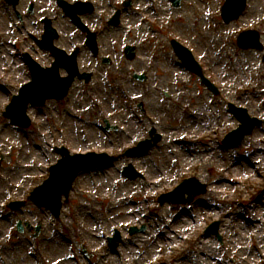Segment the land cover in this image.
Returning a JSON list of instances; mask_svg holds the SVG:
<instances>
[{"label":"rangeland","instance_id":"rangeland-1","mask_svg":"<svg viewBox=\"0 0 264 264\" xmlns=\"http://www.w3.org/2000/svg\"><path fill=\"white\" fill-rule=\"evenodd\" d=\"M33 2L36 10L20 25L0 0V264H264V0H248L230 24L221 17L225 0H183L179 8L171 0H132L121 25L101 31L102 56L112 63H91L83 51L81 70L94 72L91 82L76 80L64 102L30 106L31 126L20 129L3 112L31 80L22 54L42 65L51 61L39 43L41 19H54L61 47L80 46L83 38L54 1ZM102 2L109 12L107 3L121 4ZM244 30L259 33L260 49L238 47ZM173 39L193 52L219 95L184 68ZM127 44L136 47L133 60L125 57ZM134 72L147 79L135 80ZM229 103L261 120L232 147L224 139L240 123ZM106 120L117 131H106ZM151 131L162 136L153 149L125 156ZM62 146L116 159L79 176L59 219L28 201L11 210V202L25 201L48 178L60 159L55 147ZM130 163L141 177L122 173ZM191 177L207 185L205 194L188 204H159ZM213 225L221 239L206 233ZM115 231L123 240L114 251L108 238Z\"/></svg>","mask_w":264,"mask_h":264},{"label":"water","instance_id":"water-1","mask_svg":"<svg viewBox=\"0 0 264 264\" xmlns=\"http://www.w3.org/2000/svg\"><path fill=\"white\" fill-rule=\"evenodd\" d=\"M174 1L177 6L180 5V0ZM245 7L246 0H228L223 9L225 20L229 22L232 19H237L245 10ZM68 9L71 10L70 16L73 17L75 22H78L79 20L75 18V9ZM48 39L50 40V38ZM49 40H45L48 42V46L51 49L56 50L55 52L58 53V49L54 48L52 44L49 43ZM173 43L180 57L184 59L185 64L194 71L198 72L202 77L203 82L212 87L213 85H211L210 82L203 76L202 69L194 61L191 52L181 47L177 42ZM239 44L243 48L260 47L259 34L253 32L242 33L239 37ZM61 54L63 55V53H59L58 57ZM57 67L58 65H55L52 69H42L37 64L33 65L31 67L33 82L21 89L20 95L15 97L12 104L7 108L5 116L11 118L14 122L20 124L21 126H29L30 120L26 114L29 104L41 106L47 99L50 98L63 99L68 93L73 75L71 78L65 79L64 81L60 80L59 75L57 74ZM235 112L238 118L243 122V125L234 132V135H238V141L241 140L245 134L252 131L253 126L257 123V121L255 119H251L246 110L235 109ZM108 128L111 129V127ZM160 140L161 137L156 135L150 140L141 142L137 148L130 150L128 153L138 155L143 154L154 147ZM57 151L63 156V159H61L57 165L52 167L50 178L43 185L35 189L30 199L38 206L50 209L56 217H59L63 205L62 197L64 195L66 199H68L73 183L78 175L83 171L102 168L111 163L114 160V157H111L106 153L71 155L64 147L57 149ZM125 173L132 178L138 176L135 169L131 165L126 168ZM206 191V185L201 184L197 179L193 178L184 181L173 192L163 195L160 198V203L163 205L167 201H170L173 204L192 202L197 195L205 193ZM186 194H188L187 198L185 197ZM22 204L23 203H14L11 204V206L16 209ZM214 226L215 225L210 227L208 231L217 233V226ZM20 229L23 230L21 225ZM36 230L38 235L40 233V226L37 227ZM135 231L137 230H132V232ZM109 242L110 247L116 249L119 242H121L120 234L116 232L115 237L110 238Z\"/></svg>","mask_w":264,"mask_h":264},{"label":"flooded vegetation","instance_id":"flooded-vegetation-1","mask_svg":"<svg viewBox=\"0 0 264 264\" xmlns=\"http://www.w3.org/2000/svg\"><path fill=\"white\" fill-rule=\"evenodd\" d=\"M52 1H54V4H57V3H55V2H57V0H52ZM67 1H70V2H75L76 0H67ZM93 6H94V11L92 12V13H88V14H86V15H84L82 18H83V20L88 24V22L92 25V26H94L93 25V23H97V24H101L102 26H103V30L104 29H106V28H110V25H109V21H110V19H111V15L112 14H110V15H108V16H106V2L104 3V2H102V0H90L89 1ZM20 3V2H19ZM19 3H18V5H19ZM124 4H125V2L123 3H121V6H119L120 8H122L123 6H124ZM17 5V6H18ZM33 6V12H34V10H36L35 9V5H34V2H33V0H27V2H26V7L24 8V11H19L18 10V8H17V6L16 7H13V6H11V9L15 12V14H16V16H17V19H18V21L22 24V25H24V19H25V15H28V17L29 16H31L32 14H33V12H32V14H30L29 13V9H30V6ZM110 5H111V2H109V3H107V6L108 7H110ZM118 8H116L115 9V12H116V10H117ZM100 10H102L103 12H104V15L103 16H98V13H99V11ZM45 18H47V17H45ZM45 18H43V19H41V25H42V29H44V23H43V20L45 19ZM89 25V24H88ZM90 26V25H89ZM92 26H90L91 28H93ZM94 29V28H93ZM102 34V32L99 30L98 31V39L100 40V35ZM76 36H83L84 37V39H85V34H75ZM42 44V43H41ZM42 47H43V49H44V56H46L47 55V49L44 47V45H41ZM32 50L33 51H35V47H32ZM89 50V49H88ZM100 47H99V52H98V54H95V53H92L90 50H89V52H90V54H91V56H92V61H91V63H94V62H96L97 60H99L100 58H101V55H100ZM79 58H80V56H79ZM82 58V57H81Z\"/></svg>","mask_w":264,"mask_h":264}]
</instances>
